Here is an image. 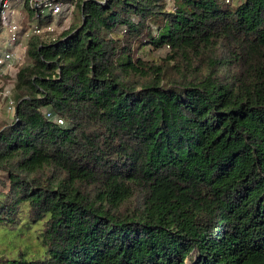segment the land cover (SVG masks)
<instances>
[{"label": "trees", "instance_id": "obj_1", "mask_svg": "<svg viewBox=\"0 0 264 264\" xmlns=\"http://www.w3.org/2000/svg\"><path fill=\"white\" fill-rule=\"evenodd\" d=\"M63 1L0 122V226L38 245L0 264H264V0Z\"/></svg>", "mask_w": 264, "mask_h": 264}, {"label": "built area", "instance_id": "obj_2", "mask_svg": "<svg viewBox=\"0 0 264 264\" xmlns=\"http://www.w3.org/2000/svg\"><path fill=\"white\" fill-rule=\"evenodd\" d=\"M104 2V0H101ZM230 2V0H225ZM29 4L50 19L39 23L29 21L21 11L12 7V0H0V103L3 102L6 112L10 114L9 120L14 118L15 98L14 81L16 73L13 71L14 63L26 55L27 41L33 36H40L45 41H53L58 34L69 27L73 15L74 4L63 0H29ZM46 14V15H45ZM25 19V22H24ZM10 75L8 83H2V76ZM50 117V114L47 113ZM62 123L61 118H57Z\"/></svg>", "mask_w": 264, "mask_h": 264}, {"label": "rangeland", "instance_id": "obj_3", "mask_svg": "<svg viewBox=\"0 0 264 264\" xmlns=\"http://www.w3.org/2000/svg\"><path fill=\"white\" fill-rule=\"evenodd\" d=\"M221 7L234 9L236 5L240 2V0H230L229 3H225L224 0H219ZM25 15V13H22ZM46 15V14H45ZM77 19V15L73 13L69 25ZM25 22V19H24ZM167 51V47L162 48H151L146 46L142 51V55L144 58L154 59L157 60L158 58H162ZM28 61L27 55H24L22 59L17 60L14 63L13 71L17 74V71L21 66H23ZM12 76L10 75H3L2 76V83H8ZM10 114L6 112L5 106L3 102L0 103V122H8ZM3 176L0 173V179ZM37 227L34 226L30 230H25L20 232L18 228H11L8 229L3 228L0 226V254L3 256H9V253L14 252V250L19 247L21 249H35L38 247L37 245V238H36V229ZM13 255V254H11ZM6 264V263H2Z\"/></svg>", "mask_w": 264, "mask_h": 264}]
</instances>
